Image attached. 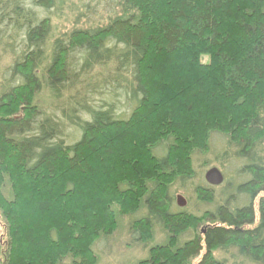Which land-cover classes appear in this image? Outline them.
Instances as JSON below:
<instances>
[{
	"label": "trees",
	"instance_id": "obj_1",
	"mask_svg": "<svg viewBox=\"0 0 264 264\" xmlns=\"http://www.w3.org/2000/svg\"><path fill=\"white\" fill-rule=\"evenodd\" d=\"M2 38L15 59L0 83V264H95L117 211L134 242L171 234L138 264L203 248L199 264H222L212 253L229 246L264 264V0H0ZM216 135L217 160L244 161L218 196L194 184ZM178 184L215 208L191 217Z\"/></svg>",
	"mask_w": 264,
	"mask_h": 264
},
{
	"label": "rangeland",
	"instance_id": "obj_2",
	"mask_svg": "<svg viewBox=\"0 0 264 264\" xmlns=\"http://www.w3.org/2000/svg\"><path fill=\"white\" fill-rule=\"evenodd\" d=\"M57 24L61 31H66L69 29H72V24L64 21L63 19L53 20V23ZM3 40V41H2ZM6 44L9 48H5ZM11 42L9 41V38H2L0 43V83H2L3 75L6 71V69L13 63L14 56H13V48H11ZM207 60V59H206ZM52 95L50 92L44 91V93L40 94L38 98V105L46 107L51 103ZM95 103H99V101L102 98V96H94L93 97ZM75 139L77 140L79 138V132L75 134ZM70 137L68 136L67 141H70ZM226 141L227 139L221 135H216L213 140V147L211 148L210 155L207 157H201L196 156L194 158V169H195V182L196 183L202 182L207 183L205 180V173L206 171L211 167H218L225 178V183L217 186H210L212 189H214V192H216V196H218L221 191L225 188V184L228 181V179L232 178L237 181L238 180H244V178H241L238 176V174L234 173L236 168L240 167L241 164L244 162L241 159H238L236 157H231L224 160H217L216 156L225 150L226 148ZM176 187L172 189L174 192L173 194L176 195H182L186 201L187 204L184 208H181L185 210L188 214H191V217L200 219L207 211H211L215 208L216 204L215 202H205L201 200L197 193L193 190V186H180L175 185ZM9 188V187H8ZM10 189V188H9ZM2 193L4 196L8 198H12V194L7 190L2 188ZM262 195H264V191L262 192ZM261 196V193H260ZM254 206L256 207V219L253 226L258 225L260 221V215L258 212V200H255ZM1 209V208H0ZM117 213V227L115 231L107 238L103 237L99 242L106 241V244L103 245V249L97 248V245L99 242L93 247L97 259L95 264H138L139 262L149 260L151 261V253L150 250L155 245L160 244H168L170 240L171 234L166 230H163L162 228H156L153 233V240L151 239L149 242H134L133 237L130 233V226H129V215H120ZM4 216L2 214V211L0 210V221L4 222ZM210 223L209 221H202V223L199 225L197 229L190 228L188 231L180 233L177 237V245L182 246L180 244H184L186 241L193 239L197 233H199L200 229L202 227L206 228L207 224ZM196 231V232H195ZM5 235V232L2 233L0 236V241L3 240V237ZM1 245L3 246L6 244L5 241H1ZM21 243L18 244L20 246ZM5 249V248H4ZM206 250L203 248V250L200 252V254L195 255L188 259L187 264H199L200 261L203 258L204 253ZM213 258L222 264H260L257 262H253L252 260L244 257L242 254L239 253L238 249L236 247H226V248H219L215 250L212 253ZM63 264H71V259H66Z\"/></svg>",
	"mask_w": 264,
	"mask_h": 264
},
{
	"label": "water",
	"instance_id": "obj_3",
	"mask_svg": "<svg viewBox=\"0 0 264 264\" xmlns=\"http://www.w3.org/2000/svg\"><path fill=\"white\" fill-rule=\"evenodd\" d=\"M205 180L208 184L217 186L221 185L224 182L225 178L222 171L218 167L214 166L206 171ZM176 202L180 207H185L187 204L186 199L182 195H177Z\"/></svg>",
	"mask_w": 264,
	"mask_h": 264
},
{
	"label": "flooded vegetation",
	"instance_id": "obj_4",
	"mask_svg": "<svg viewBox=\"0 0 264 264\" xmlns=\"http://www.w3.org/2000/svg\"><path fill=\"white\" fill-rule=\"evenodd\" d=\"M255 217H256V215H255ZM203 232H205V230H203Z\"/></svg>",
	"mask_w": 264,
	"mask_h": 264
}]
</instances>
